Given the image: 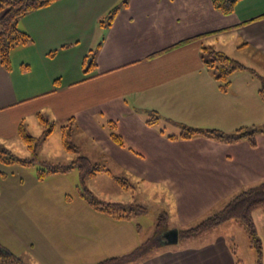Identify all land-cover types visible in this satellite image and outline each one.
Segmentation results:
<instances>
[{"label":"crops","instance_id":"crops-1","mask_svg":"<svg viewBox=\"0 0 264 264\" xmlns=\"http://www.w3.org/2000/svg\"><path fill=\"white\" fill-rule=\"evenodd\" d=\"M89 1L54 0L19 19L17 26L31 41L11 50L9 69L0 65V142L19 139L20 124L27 133L30 126L42 133L39 117L54 128L73 119L74 134L94 140L92 151L103 155L104 165L110 161L127 171L138 190L173 203L178 225L264 181V133H255L254 144L179 136L183 127L231 133L264 124L258 94L264 84V0H237L229 14L211 0H92L98 6ZM116 6L110 24H100L95 48L81 47V26L85 33L89 17L94 22ZM204 47L245 66L231 74L226 92L203 61ZM152 110L158 118L148 124ZM109 122L122 144L111 139ZM18 200L31 199L4 195L0 211L10 214ZM81 243L70 250L79 252ZM230 243L218 237L167 249L159 262L150 256L137 264H236ZM42 245L30 247L41 264L66 262L61 251Z\"/></svg>","mask_w":264,"mask_h":264},{"label":"rangeland","instance_id":"rangeland-1","mask_svg":"<svg viewBox=\"0 0 264 264\" xmlns=\"http://www.w3.org/2000/svg\"><path fill=\"white\" fill-rule=\"evenodd\" d=\"M80 2L84 3L85 0H80ZM92 3L98 6L97 2L90 0L89 4ZM105 15L99 19L96 18L94 22L89 17L86 22L87 31L85 33H82L84 25L81 26L82 32H80L79 39L81 47L88 44L89 48L93 46L91 47L92 51L97 42H100L103 32L100 28V21L104 19ZM227 50L231 51V44L228 41ZM84 62L82 69L88 65V61ZM96 119L102 120L104 118L97 117ZM175 125L169 124L167 127L170 131L172 128L176 131ZM68 129L69 127H66L65 131ZM28 133L39 136L41 131L30 126ZM67 140L78 148V153L65 149L62 142V130L59 125H55L49 136L41 140L38 145L39 160L33 165H7L0 162V193L2 197L4 195H24L31 199L23 202L18 200L15 203L18 208L12 209L10 214L0 211V244L20 257L26 264H41L42 258L30 249L32 244L39 247L40 242H43L41 249L48 248L50 251H55L56 254L57 251H61V256L65 255L64 261L66 262H60L61 264H93L109 256L131 252L143 242L149 243L148 246L150 245V247L136 259L137 261L128 263L137 264L142 257L152 256L158 260L163 258L160 256L167 249L185 245H201L217 240L218 237H223L231 242L230 250L234 255L236 254L235 259L239 260V264H255L259 257L260 263L264 264L263 208H257L252 213L255 234L260 244V253L255 247H251L246 234L232 219L223 221L205 232L188 237L179 232L177 243H160L158 237L164 232L163 230L172 229L176 226L180 231L190 228L206 216L222 209L227 201L218 203L197 218L178 225L177 221L178 223L180 221L178 211L177 208L173 207V203L160 201L157 197L148 195L147 192L143 193L142 189L138 190L127 171L115 169L110 161L104 165L103 155L92 151V148L97 146L93 142L94 140L80 132H76ZM6 146L17 157L27 158L30 156L22 140L7 141ZM96 150L99 151V148ZM78 155L87 157L92 164L104 166L113 176L128 180L135 185V190L124 189L122 184L115 181L105 171L96 172L95 176L85 177L82 181L77 167L65 173L47 172L43 179H38L39 168L45 169L47 166L56 164L68 165ZM86 189L95 200L122 202L135 206V210L138 209L136 205L141 204L144 211L138 213L133 220L113 219L94 210L88 204L84 197V195H88L85 192ZM135 199L139 200L138 203L135 202ZM7 204L10 206V203L7 202ZM162 217L164 221L160 220ZM158 224L162 225L158 226ZM76 234H82L81 238L76 237ZM75 241L82 242L79 252L70 250ZM46 254L49 253L46 252Z\"/></svg>","mask_w":264,"mask_h":264},{"label":"trees","instance_id":"trees-1","mask_svg":"<svg viewBox=\"0 0 264 264\" xmlns=\"http://www.w3.org/2000/svg\"><path fill=\"white\" fill-rule=\"evenodd\" d=\"M54 0H0V65L6 69L10 67V52L18 45H26L31 41L30 35L19 28L17 23L19 19L26 13L35 9L44 7ZM214 7L223 14H229L233 11L235 2L237 0H211ZM119 6L113 7L100 21L101 25L110 24L111 19L118 11ZM203 61L207 68L211 71L214 78L218 82V86L221 91L226 92L230 85V76L236 71L244 69L245 66L238 60L231 58L223 52L216 51L210 47H204ZM206 57V58H205ZM87 61V60H86ZM92 61L90 62V64ZM258 94L264 101V84L258 90ZM157 112L150 111L146 122L152 124L157 120ZM40 124L42 126V133L38 137H34L27 133L25 127L20 124L17 129V136L26 145L29 150L30 156L27 158H20L13 154V152L2 142H0V162L13 165L18 164L21 166H31L39 160L37 154V148L41 140L47 137L53 130V124L43 117H39ZM69 127L68 131L65 128ZM109 135L111 139L117 144H122V138L114 131V126L111 122L107 125ZM183 131L179 134L181 138H191L194 135H202L210 138H214L220 141L233 142L239 139H247L251 144H254L255 133H264V124L261 126H241L231 133H225L219 129H198L193 127H183ZM62 130V142L67 151L78 153V148L71 143L67 138H71L74 134L73 119H70L66 125L61 126ZM170 138H176L175 136H169ZM77 167L80 178L83 181L85 177L95 176L96 172L105 171L109 173L112 178L122 184L124 189L133 190L135 185L130 183L128 180L120 177L113 176L109 170L98 164H92L87 157L77 156L68 165H50L45 169L39 168L37 177L43 179L46 173H65L68 170ZM88 195H84L88 204L96 211L104 213L113 219H134L138 213L144 211V207L136 205L137 210L134 209L133 205H127L122 202H109L95 200L89 193L88 189L85 190ZM257 208H263L264 210V181L247 187L238 193L234 194L227 202L224 207L208 216L203 218L196 225L182 230L180 234L185 237L192 236L198 233L205 232L213 226L220 224L226 220H235L238 226L246 234L251 247H255L257 252L260 253L259 240L256 237L252 213ZM163 220V217L160 218ZM164 221V220H163ZM162 224H158L160 226ZM162 231V230H161ZM160 231V232H161ZM149 243L143 242L126 254L109 256L102 260L97 261L93 264H128L133 261H137L138 257L144 253ZM233 253V252H232ZM142 257L141 259H144ZM260 258V257H259ZM259 258L255 264H261ZM140 259V260H141ZM0 264H26L20 257L16 256L11 251L7 250L0 244ZM236 264H239V260H236Z\"/></svg>","mask_w":264,"mask_h":264},{"label":"water","instance_id":"water-1","mask_svg":"<svg viewBox=\"0 0 264 264\" xmlns=\"http://www.w3.org/2000/svg\"><path fill=\"white\" fill-rule=\"evenodd\" d=\"M179 238V231L177 228L167 229L159 237L158 241L163 244L177 243Z\"/></svg>","mask_w":264,"mask_h":264}]
</instances>
